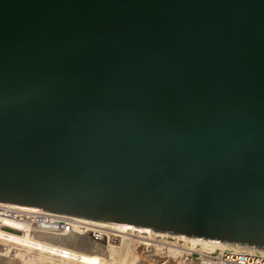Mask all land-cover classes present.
<instances>
[{
  "label": "water",
  "instance_id": "water-1",
  "mask_svg": "<svg viewBox=\"0 0 264 264\" xmlns=\"http://www.w3.org/2000/svg\"><path fill=\"white\" fill-rule=\"evenodd\" d=\"M0 203L264 251V0H0Z\"/></svg>",
  "mask_w": 264,
  "mask_h": 264
},
{
  "label": "bare ground",
  "instance_id": "bare-ground-1",
  "mask_svg": "<svg viewBox=\"0 0 264 264\" xmlns=\"http://www.w3.org/2000/svg\"><path fill=\"white\" fill-rule=\"evenodd\" d=\"M0 211H2L0 215L1 264H22L24 258L30 254H32L34 259L37 261L53 260V262H57L58 264H79L76 262L78 260L75 257L73 261L68 262H63L59 258L55 257L54 255L57 254L55 253L56 247H63L72 250L74 256L76 257L84 255L85 262L87 264H118V258L116 259L118 254L123 256L121 261L122 263L119 264H124V261H126L127 258L125 254L128 253L125 249L124 241L128 240L126 245L129 246L132 242L138 241L141 238L142 240L144 239L143 241H145V244L150 245V242H159L164 247L168 244L173 247H180L179 241L182 240L185 242L184 244L191 246L192 249L193 247L196 248L197 246H200V250L203 249L205 252L224 249L228 246L221 243L187 241L183 239H173L151 235L145 236L144 234L124 230L122 225L119 224L105 223L82 218L73 219L72 230L65 234L55 232L47 228L37 229L34 225H31V223H26L25 220H16L14 217L17 213H23L24 215L26 213L28 215L31 214L33 218H35L36 214L43 213L41 209L0 203ZM4 227H10L16 232L4 230ZM111 235L123 238V240L121 239V246L116 247L111 244ZM95 236L98 241L95 240ZM133 237L138 238V240H135L136 238L133 239ZM157 238L160 239L157 240ZM181 248L184 247L181 245ZM120 250H122L121 253H119ZM124 250L126 253L123 252ZM180 250L173 249L175 253L182 254L183 251Z\"/></svg>",
  "mask_w": 264,
  "mask_h": 264
},
{
  "label": "built area",
  "instance_id": "built-area-1",
  "mask_svg": "<svg viewBox=\"0 0 264 264\" xmlns=\"http://www.w3.org/2000/svg\"><path fill=\"white\" fill-rule=\"evenodd\" d=\"M43 211V210H42ZM2 211H0L1 215ZM16 220H25L26 223H31L37 229H50L59 233H69L73 228V219L75 217L55 214L43 211V213L36 214V217L30 214L25 215L23 213H17L14 216ZM25 217V218H23ZM4 230L16 232L10 227H4ZM19 233V232H17ZM96 237V236H95ZM94 237V238H95ZM97 240V237L95 238ZM98 241V240H97ZM54 256L59 258L61 261H73L74 257L77 258L79 264H87L85 262L84 255L74 256L72 250L63 247H56ZM190 255L193 257L195 255L196 260H199V264H264V251L256 249H246L242 247H237L233 245H228L224 249H218L212 252H201L192 251ZM1 264V263H0ZM22 264H58L57 262L50 261H35L32 254L24 258Z\"/></svg>",
  "mask_w": 264,
  "mask_h": 264
},
{
  "label": "rangeland",
  "instance_id": "rangeland-1",
  "mask_svg": "<svg viewBox=\"0 0 264 264\" xmlns=\"http://www.w3.org/2000/svg\"><path fill=\"white\" fill-rule=\"evenodd\" d=\"M110 237H111L110 238L111 244H113L116 247L121 246L123 238H120V237L115 236V235H111ZM135 238L136 237H133V239H135ZM158 239H160V238H157V240ZM135 240H138V238H136ZM143 240L141 238L138 241L132 242V244L129 245V246L126 245V242H128V240L124 241L125 249H126V251H128L127 254H125L126 253L125 250L123 251V252H125L123 254H125L126 257H127L126 261L123 260L124 264L125 263L126 264H147V263H149V264H199L200 261L196 260L195 255L192 257L190 255V253L192 251H195V250L204 252L203 249L200 250V248H201L200 246H197L196 248L193 247V249H192L191 246L184 244L185 242L182 241V240L179 241L180 245L178 244L180 247H177V246L173 247L172 245H169V244L165 245V247H164L159 242L157 243V242L147 241V242L151 243L150 245H148V244H145V241H143ZM159 245H160V247H159ZM181 245L184 248H181ZM180 248L183 251L182 254L181 253L180 254L179 253H175L173 251V249H179L180 250ZM184 250H185V252H184ZM121 252H122V250L119 251V253H121ZM122 257L123 256L121 254L117 255L116 259L118 258L117 259V263L118 264L122 263L121 262L122 261ZM35 261H37V260H35Z\"/></svg>",
  "mask_w": 264,
  "mask_h": 264
}]
</instances>
